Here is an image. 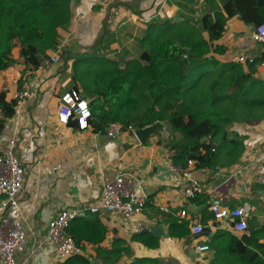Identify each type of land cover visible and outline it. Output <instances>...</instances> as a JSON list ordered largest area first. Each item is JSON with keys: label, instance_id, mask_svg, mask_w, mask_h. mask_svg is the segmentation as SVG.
I'll return each mask as SVG.
<instances>
[{"label": "crops", "instance_id": "0c3cea01", "mask_svg": "<svg viewBox=\"0 0 264 264\" xmlns=\"http://www.w3.org/2000/svg\"><path fill=\"white\" fill-rule=\"evenodd\" d=\"M215 4L222 8L221 0H215ZM70 10L68 27L59 32L57 51L48 52L49 62L36 71H24L23 66L13 65L0 72V92L5 93L6 102L12 101L19 91L20 79L24 81L22 87L36 94L6 120L0 135V154L16 135L14 154L25 168L24 190L17 200L26 244L16 255V264H65L47 241L49 222L65 208L96 204L103 185L119 173L140 182L139 193L147 198L146 208L129 219L114 214L88 215L87 218L98 219L106 229L102 243L98 246L85 243L81 250L80 256L90 264H109L106 261L112 255L106 258L98 248L111 250L115 240L126 244L129 255H120L114 264H130L139 258L172 264H209L213 258L209 243L219 232L233 234L228 224L215 223L214 228L207 230L209 235L198 240L175 239L169 236L166 221L169 215L189 225L197 222L210 226L209 205L214 201L229 208L251 205L245 234H250L249 226L253 223L252 232L262 242L264 189L255 183L254 163L264 153V120L256 124L233 123L227 128L229 134L244 138L241 157L236 163L216 169L202 171L196 166L193 178L201 184L202 193L187 200L184 180L170 171L172 151L165 142L169 136L166 121L161 122L162 138L153 135L140 143L128 132L107 138L97 131L96 120L91 121L88 130L77 131L72 121L62 126L56 119L59 98L64 92L76 88L85 95L72 70L75 57L97 54L122 69L127 61L140 55L141 41L151 26L185 21L199 29L200 20L208 11L206 0H74ZM254 29L237 16L229 19L220 39L209 45L207 57L213 56L222 63H238L247 72V65L238 61L240 57H264V45L253 41ZM199 33L208 40L203 30ZM215 46L223 52H211ZM255 77L264 81V62L257 66ZM181 210L186 212L184 219L176 217ZM133 226H143L144 232L152 234L160 228L162 236L153 234L158 238V246L149 249L134 242ZM259 231L262 233L257 234ZM198 243H206L209 252L198 254L195 250ZM192 248L195 253L190 252Z\"/></svg>", "mask_w": 264, "mask_h": 264}, {"label": "trees", "instance_id": "16d2710c", "mask_svg": "<svg viewBox=\"0 0 264 264\" xmlns=\"http://www.w3.org/2000/svg\"><path fill=\"white\" fill-rule=\"evenodd\" d=\"M73 1L0 0V72L13 65L36 71L49 62L48 52L57 51L60 43L58 30L66 29L70 22ZM206 4L208 11L199 29L207 34V41L199 29L185 21L177 25L164 22L150 27L141 41L140 55L122 69L97 54L73 59L74 77L89 98L97 131L105 133L112 122L137 130L166 121L169 136L165 142L174 165L185 166L187 160H194L197 168L212 169L238 162L244 138L229 134L227 128L233 123L264 120V81L255 77L264 57L248 64L245 72L238 63H222L207 55L209 45L220 39L229 19L237 16L254 28L264 24V0H221V9L215 0H206ZM16 49L18 59L13 55ZM211 52L221 54L223 50L215 46ZM23 84V79L17 82L18 90ZM16 104V100L6 102L5 93L0 92V135ZM167 216L171 238L192 237L188 222ZM249 229L250 234L240 238L219 232L209 243L213 250L209 264H264V236L260 242L252 232L253 223ZM67 233L82 250L85 243H102L106 229L96 218H77ZM132 240L149 249L159 242L148 232L135 234ZM113 245L108 251L98 248L106 258L112 255L106 261L109 264L122 254L129 255L121 240ZM65 264L90 262L75 255ZM130 264L172 263L139 258Z\"/></svg>", "mask_w": 264, "mask_h": 264}, {"label": "built area", "instance_id": "2783aa9c", "mask_svg": "<svg viewBox=\"0 0 264 264\" xmlns=\"http://www.w3.org/2000/svg\"><path fill=\"white\" fill-rule=\"evenodd\" d=\"M252 38L254 42L264 45V24L257 26ZM186 58V55L183 56ZM51 61L54 58L51 57ZM240 63L252 64L254 57H240ZM36 94L26 87L16 91L13 100L17 101L14 114L27 101H30ZM56 119L59 125L67 126L70 121L75 122L77 131H86L90 128L93 120L89 110V98L79 89L72 88L64 92L59 98ZM122 132L135 135V129L128 126L126 129L118 122L110 123L105 129L107 138H115ZM16 135L8 141L6 149L0 154V258L1 264H16V255L20 253L26 244V235L22 221V212L17 200L18 194L24 190L23 180L25 168L14 154L16 146ZM140 150V148H139ZM255 183L264 187V153L255 161ZM196 167L194 160H187L185 166H170L171 173L184 180L185 198H195L202 193L201 184L193 178V170ZM206 171L207 168H200ZM216 169V167H215ZM140 182L119 173L110 182L103 185L99 201L85 208H65L48 225L47 241L53 246L57 257L66 261L75 255H80L81 249L76 245L75 240L67 233L72 220L85 219L88 215L114 214L125 219L141 214L146 208L147 198L139 193ZM264 205V194L261 200ZM251 205L242 204L232 208L221 206L218 202L209 205V212L212 215L210 226H203L201 223H191L189 231L191 236L198 240L209 235L207 230L214 228L215 223L228 224L232 233L242 236L247 231V219L251 212ZM186 212L181 210L176 217L184 219ZM143 226H133L132 232L140 234L145 231ZM209 229V230H210ZM205 233V234H204ZM198 254L209 252L206 243H198L195 247Z\"/></svg>", "mask_w": 264, "mask_h": 264}, {"label": "water", "instance_id": "95a60500", "mask_svg": "<svg viewBox=\"0 0 264 264\" xmlns=\"http://www.w3.org/2000/svg\"><path fill=\"white\" fill-rule=\"evenodd\" d=\"M164 133V124L161 122H156L152 125L146 126L142 129H137L135 130L134 134L137 137V139L139 140L140 143H145L146 140L150 137V136H158L160 138H162ZM154 235H156L157 237L162 236V232L160 230V228H156L153 232ZM191 253H195L194 248H192L190 250Z\"/></svg>", "mask_w": 264, "mask_h": 264}, {"label": "rangeland", "instance_id": "374dc122", "mask_svg": "<svg viewBox=\"0 0 264 264\" xmlns=\"http://www.w3.org/2000/svg\"><path fill=\"white\" fill-rule=\"evenodd\" d=\"M59 32H60V29L58 30V34H59ZM13 55H14L15 58L18 59V49L13 51ZM246 65L248 66V64H246Z\"/></svg>", "mask_w": 264, "mask_h": 264}]
</instances>
